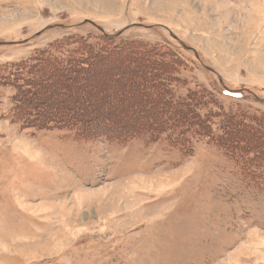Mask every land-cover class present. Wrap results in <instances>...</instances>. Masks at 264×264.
<instances>
[{
	"label": "rangeland",
	"instance_id": "1",
	"mask_svg": "<svg viewBox=\"0 0 264 264\" xmlns=\"http://www.w3.org/2000/svg\"><path fill=\"white\" fill-rule=\"evenodd\" d=\"M107 36L135 55L86 75L101 81L89 92L83 76L69 83L76 112L90 116V99L162 68L160 107L167 118L182 104L188 129L118 145L41 118L71 109L64 101L25 110L19 90L40 54L76 59ZM119 92L103 117L157 112L124 109L148 91ZM101 120L89 130L112 134ZM34 246L18 264H264V0H0V263Z\"/></svg>",
	"mask_w": 264,
	"mask_h": 264
},
{
	"label": "trees",
	"instance_id": "2",
	"mask_svg": "<svg viewBox=\"0 0 264 264\" xmlns=\"http://www.w3.org/2000/svg\"><path fill=\"white\" fill-rule=\"evenodd\" d=\"M106 38L108 41V45L106 46L101 45L100 47H94L89 46L85 43L81 44L80 49L84 47V50L81 49V53H79L78 56L75 57L76 59L69 58L65 61H61L60 59L53 60L44 53L40 54L38 56L39 59L36 60L41 62V65L43 66L41 68L43 69L49 67L51 69L42 71L41 68H39V70L36 68V70H34V72H36L35 74L33 73V76H27L31 74L29 72L30 68H25L28 69L25 72L26 84L25 86H22L19 90V97L26 99V101H24L27 103L25 110H29L32 112L33 106H38V104L40 105L42 103H53V105H55L56 102L64 101L61 103L67 104V106H71L72 108L63 109L53 106V111L48 112L46 114H40V116L42 115L41 118L48 119L52 118L51 115H54L57 119L64 121L69 126H73V128L76 127L77 137L81 140L92 141L96 140L97 138H104L108 142L110 141L111 143H116L118 145H125L133 139L141 138L144 135L148 136V139L150 141H154L157 132L153 131V128H160L161 126H165L167 124H172V128L182 129L184 131L185 129H188L189 123L186 124L185 120L188 119L187 117L189 116V114L184 111L186 110L185 107L178 106L182 104H175L174 107H170L171 109H169V112L167 113V118H165V110H163V108L161 109L160 107L165 106V102L161 96V94L164 96L163 87L161 84L156 82L153 77L159 75L157 79L161 80L162 82H165V79L162 78L163 75L165 77V73L163 74L162 68H158L156 70L148 66L144 67L139 71V74L134 75L135 78L131 79V81L128 80L125 82H121L122 84L118 83L116 85H113L114 87L111 88L107 93H104V95L102 96L96 95L94 100L93 98L90 99L91 104L88 103V105L90 106L89 108H92L90 110V116L87 117L85 116V114L82 115L76 112V104L79 103L81 97L77 91L70 92L69 83L73 82V80H75L76 78L83 76L81 78L80 86L83 91L85 90L86 92H89V90L94 89L96 87L97 83L101 82L99 81L100 79L90 81L89 78H87L88 76H90V74L92 75L94 69L97 70L103 65L104 62H106L107 59H112L115 55L126 56L125 54H127L129 57L135 55L133 52L123 54L124 48L120 46V44L112 46L113 41L111 39H114L113 37L107 36ZM117 65V63H111L109 65V68L116 69ZM54 84L58 87V89L53 94H49L48 96L43 94L46 89H49ZM33 85H36L37 89H34ZM62 88H67V92L61 91ZM79 90H81L80 87ZM136 90H139L138 94H140V92L142 94L148 91L152 95L148 96L149 99L140 98L139 95L136 101L123 100L124 109L136 111L142 109V107H145V110L150 107L151 110H153V107H157V112L156 110L153 113L150 112L149 114H147L146 118L139 117L137 120L135 119L134 121L129 119L128 123H119L120 125H118L116 120L112 121L111 118H105L102 116L103 110L100 108H102L101 104L103 102V99H106V101L108 102H115V100L119 97L117 92L122 91L123 93H119H121V98L124 99L123 94L129 91ZM21 102L22 101L17 103V105H21L20 108H22ZM108 108L111 107L108 106ZM154 114H158V118H155V116H153ZM101 119H104L106 120V122L110 123H107V125H115V127H110L114 129L112 134H104L100 131L92 132V129L89 130V127H92L93 124L99 123L100 121L102 122ZM230 120L234 121L235 118L230 117ZM107 125L105 126L107 127ZM139 127H145L147 132L144 134L143 132L139 131ZM227 130L229 131V127L227 128ZM237 137L238 142L236 143H239L242 137L237 136V134L234 133L233 138L237 139ZM249 142L251 143V145H254V143L258 144L259 140L249 139Z\"/></svg>",
	"mask_w": 264,
	"mask_h": 264
},
{
	"label": "bare ground",
	"instance_id": "3",
	"mask_svg": "<svg viewBox=\"0 0 264 264\" xmlns=\"http://www.w3.org/2000/svg\"><path fill=\"white\" fill-rule=\"evenodd\" d=\"M26 249V248H25ZM24 249V250H25ZM27 249H29V250H27ZM25 251L24 250H22V251H20L19 253H18V258H20V257H24L26 254H28V253H30V251H32V253L33 252H35L34 250H35V246L34 247H32V248H27ZM28 256V255H27ZM2 264H12V263H9V262H6V263H2Z\"/></svg>",
	"mask_w": 264,
	"mask_h": 264
},
{
	"label": "crops",
	"instance_id": "4",
	"mask_svg": "<svg viewBox=\"0 0 264 264\" xmlns=\"http://www.w3.org/2000/svg\"><path fill=\"white\" fill-rule=\"evenodd\" d=\"M21 259H22V258H17L16 260H12V261H11V260H10V261L7 260V261H4V262H2V263L9 262V263H12V264H18V261L21 260ZM2 263H0V264H2Z\"/></svg>",
	"mask_w": 264,
	"mask_h": 264
}]
</instances>
